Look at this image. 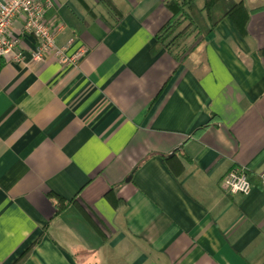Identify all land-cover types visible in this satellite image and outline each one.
Listing matches in <instances>:
<instances>
[{"label": "crops", "instance_id": "0c3cea01", "mask_svg": "<svg viewBox=\"0 0 264 264\" xmlns=\"http://www.w3.org/2000/svg\"><path fill=\"white\" fill-rule=\"evenodd\" d=\"M53 1L84 54L0 58V264H264V0L185 56L168 0Z\"/></svg>", "mask_w": 264, "mask_h": 264}, {"label": "built area", "instance_id": "2783aa9c", "mask_svg": "<svg viewBox=\"0 0 264 264\" xmlns=\"http://www.w3.org/2000/svg\"><path fill=\"white\" fill-rule=\"evenodd\" d=\"M53 5V0H0V58L24 62L23 38L29 35L35 44L30 48L33 62L56 59L63 64L78 63L83 51L68 56V46L57 43V36L66 27L55 17H47V11ZM260 178L264 189V173ZM223 186L232 194H249L253 183L245 167H234L224 176Z\"/></svg>", "mask_w": 264, "mask_h": 264}, {"label": "trees", "instance_id": "16d2710c", "mask_svg": "<svg viewBox=\"0 0 264 264\" xmlns=\"http://www.w3.org/2000/svg\"><path fill=\"white\" fill-rule=\"evenodd\" d=\"M101 1L109 8L115 9L111 0ZM166 4L172 11L173 18L157 34V44L169 49L178 44L182 37L194 34V40L183 56L194 50L224 17H232L241 29H245L250 17V11L243 1L204 0L202 7L197 4V0H168ZM52 15L53 11L52 14L49 11L47 17L51 18ZM63 207L61 204L57 213L61 212Z\"/></svg>", "mask_w": 264, "mask_h": 264}, {"label": "rangeland", "instance_id": "374dc122", "mask_svg": "<svg viewBox=\"0 0 264 264\" xmlns=\"http://www.w3.org/2000/svg\"><path fill=\"white\" fill-rule=\"evenodd\" d=\"M202 3H203L202 0H198L199 6L202 5Z\"/></svg>", "mask_w": 264, "mask_h": 264}, {"label": "water", "instance_id": "95a60500", "mask_svg": "<svg viewBox=\"0 0 264 264\" xmlns=\"http://www.w3.org/2000/svg\"><path fill=\"white\" fill-rule=\"evenodd\" d=\"M127 180H129V179H127Z\"/></svg>", "mask_w": 264, "mask_h": 264}]
</instances>
